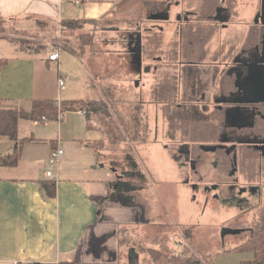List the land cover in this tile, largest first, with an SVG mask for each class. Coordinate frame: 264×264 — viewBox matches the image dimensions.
Wrapping results in <instances>:
<instances>
[{"label": "crops", "instance_id": "obj_1", "mask_svg": "<svg viewBox=\"0 0 264 264\" xmlns=\"http://www.w3.org/2000/svg\"><path fill=\"white\" fill-rule=\"evenodd\" d=\"M121 1L0 0V19L13 22L19 33L33 32V27L37 26L34 31L41 36L39 42L42 45L46 43L41 52L22 50L17 43L4 39L0 32V59L9 61L2 69L0 78V97L4 109L23 108L30 111L34 101H53L62 105L81 100L88 102V106L82 110L87 112L86 116L80 115V108L66 107L55 121H20L19 139L29 140L20 162L15 167L0 163V264H127V261L129 264H139L145 255L140 252L141 258L137 257L133 262V255L137 254L135 249L139 244L144 249L150 248L145 243L148 241L146 238L150 237L148 230L157 224L152 222V213L149 215L145 203H152L154 196L144 192V188L136 194L117 193L114 199L109 197L111 189L114 188L115 193L114 185L120 175L113 167L102 162L97 148V143L101 142L98 137L101 128L92 116L94 100L73 90L77 78L70 67L73 65L81 69L82 57L74 46L72 49L61 47L63 50L60 51L59 60L51 61L50 55L61 45L49 44L45 40L47 34L40 29V26L46 27L45 24L58 28L64 22H86L83 29L93 35V45L90 47L92 51L87 47L82 54L90 53L95 57L93 48L97 43L104 42L109 47L123 43L124 55L130 58L125 67L126 75L135 74L142 78L144 75L138 70L133 51L139 36L153 35L151 41L144 37L145 43L142 42L146 46L143 69H150L143 74L155 71L162 74L160 81L163 82L162 78L171 69H178L179 54L181 49L184 50L180 39L177 37L178 48L173 49L177 63L170 66L168 61L158 58V48L161 46L159 35L155 36L153 32L133 34L140 31L139 27L150 26L148 21L136 23L131 32L120 28L118 22L131 9H123L119 4ZM128 20L131 21L130 18ZM31 22H35V26ZM150 52L159 61L156 67L153 62H146L150 60L146 56L151 55ZM110 67L113 69L95 64L94 70L103 77L104 83L109 84L110 87L106 89L110 90L111 97L116 98L112 91L118 89L119 85H115L120 82L116 72H111L115 69L114 64ZM111 75L115 77L109 81ZM61 78L65 80V89L59 87ZM90 86L89 90L86 81L80 83L84 92L93 90L94 84ZM163 92L162 88L161 96ZM168 94L167 90L165 95ZM166 106L158 105V115L159 112L160 115L164 114ZM13 148L14 142L0 139V157L10 155ZM60 148L64 154L58 160L53 178H49V161ZM43 182L56 183L55 198L47 196ZM134 198L135 202L132 201ZM139 199H142L143 205L137 203ZM189 254L193 256L192 264H206L194 252ZM242 256H239L240 259H244Z\"/></svg>", "mask_w": 264, "mask_h": 264}, {"label": "rangeland", "instance_id": "obj_2", "mask_svg": "<svg viewBox=\"0 0 264 264\" xmlns=\"http://www.w3.org/2000/svg\"><path fill=\"white\" fill-rule=\"evenodd\" d=\"M162 2L163 0H122L119 3L121 7L123 9L131 7V9L126 11V15H123L118 22L120 28H126L131 32V28L136 23L140 21L147 23L149 16L161 10ZM178 2H181V5H177ZM239 2L238 10L242 14L240 16L252 19L257 12L258 0H240ZM172 4L173 9L170 15L176 22L180 12L183 11L184 4L183 0H173ZM34 24L35 22H31L32 26H35ZM147 24L151 22L148 21ZM159 24L162 27H170L168 22ZM45 26H40V29L47 34L45 40L49 44L58 43L61 46L57 49L61 50L72 49L74 46L82 57L81 69L73 65L70 67L77 78L73 90L77 94L88 95L87 98H92L95 102L92 116L94 115L95 121L101 128L98 133L101 142L97 143V148H99L102 162L113 167L118 175L123 176V181L131 180L133 183L141 184L140 180L129 178L130 174L136 175L130 167L132 161L139 164V171L147 177L144 180V192L154 196V200L152 203L148 201L145 204L149 208V215L152 213V222L157 225L148 230L150 237L146 238L148 241L145 243L151 249L161 251L163 256L157 263L146 253L148 249H144V246L139 244L135 249L137 254L133 255V262L141 256L140 252L146 257H140L139 264H173L170 263V258L177 255L193 258L189 254L193 252L196 257L206 258L211 264H243L253 261L254 254L239 252L236 248L257 232L264 216V174L262 181L258 177L254 180V183L257 181L263 183L262 186L257 183L259 195L247 194L242 197L237 196V191L230 192V187L219 188V180L214 176L215 171L212 167L190 163V156L182 152V146L189 143L188 139L195 138L187 139L180 130L183 127L179 126V117H182V114L175 109L178 103L183 102L181 99L178 100L180 94L178 95L175 85L178 76L176 69H171L170 73L166 74L164 79L162 78L163 82L160 81L162 74L155 71L142 74L143 78L135 74L126 75L125 67L130 58L124 55L123 43L118 42L114 47L113 45L109 47L104 42L97 43L93 48L96 55L92 57L90 53L82 54L83 46L88 43L85 39L88 33L83 29V25L63 23L58 28L49 24ZM66 26L69 27L66 28ZM2 27L0 31L3 36L24 42L26 47L46 45V43L42 45L39 42L41 36L35 34L34 30L37 26L33 27V32L26 33L17 32L13 22L2 23ZM166 31L159 35L161 46L158 48V58L170 62L176 59V51L173 49L178 48L177 38L175 35L167 34ZM90 51H92L91 48ZM64 53L67 55L66 52ZM146 62L151 61L146 60ZM95 64L105 69H113L110 66L114 64L115 69L111 72H116L120 82L115 85H119L118 89L112 91L116 98L111 97L110 90L106 89L110 87L109 84L104 83L103 77L94 70ZM153 64L156 67L159 61ZM66 73L64 70V74ZM114 77L111 75L108 80ZM81 81L87 82L89 90L90 84H94L93 90L82 91ZM67 86L69 87V83ZM162 88L165 92L168 90L167 96L165 92L161 96ZM168 103L169 106L164 108V114L160 115L159 112L158 115V105ZM64 110L65 108L61 107L59 111L62 113ZM169 114L170 121H168ZM189 124L187 123L186 127L190 128ZM128 157H131L130 162L127 160ZM257 167L255 161L250 163L249 170L252 175ZM136 192L139 191L131 193L136 194ZM112 194H114V188L111 189L110 196ZM112 197L110 198L113 199ZM142 199H139L137 203L143 205ZM132 201L135 202L136 198ZM226 228L246 231L237 235L229 234L223 238L222 231ZM133 245L137 247L136 244ZM240 255H243L241 258L244 259H240ZM127 264H129L128 261Z\"/></svg>", "mask_w": 264, "mask_h": 264}, {"label": "flooded vegetation", "instance_id": "obj_3", "mask_svg": "<svg viewBox=\"0 0 264 264\" xmlns=\"http://www.w3.org/2000/svg\"><path fill=\"white\" fill-rule=\"evenodd\" d=\"M239 1L183 0L175 22L170 15L173 0H163L161 10L147 18L150 26L133 34L157 36L167 30L180 39L184 50L175 85L183 103L175 110L182 114L179 126L184 137L196 139H188L182 152L190 156V163L212 167L219 188L230 187V192L243 197L258 196L257 183L263 185L254 180L262 181L264 174V0H258L252 19L241 17ZM162 22L170 27L160 26ZM144 37L150 40L153 35H142L143 43ZM146 56L151 62L158 60ZM176 60L167 63L174 66ZM254 72L259 78L247 85ZM252 85L256 90L249 89ZM253 161L258 167L252 175Z\"/></svg>", "mask_w": 264, "mask_h": 264}, {"label": "trees", "instance_id": "obj_4", "mask_svg": "<svg viewBox=\"0 0 264 264\" xmlns=\"http://www.w3.org/2000/svg\"><path fill=\"white\" fill-rule=\"evenodd\" d=\"M10 21V20H9ZM2 23H8L5 22V20L0 19V28L2 27ZM74 23L75 25H83L86 22H64L65 25ZM1 32V31H0ZM4 39H7L13 43H17L22 50H28V51H35V52H41L45 46L41 47H32V46H24V42H19L14 39H10L8 37H3ZM85 39L88 40V43L86 46H83V49H87V47H91L93 45V35L86 34ZM8 60L6 59H0V78H1V72L2 69L8 65ZM73 105V106H72ZM72 106V107H69ZM88 106V102L85 101H77L74 103H69L67 105H62L59 107L56 102L53 101H34L32 105V109L30 111H26L23 108H16L12 110H6L3 107V101L0 97V139L6 138L12 142H14V148L12 150V153L8 156L0 157V163L3 166L7 167H15L19 164L21 159V154L24 149V146L29 141L27 140H20L19 139V124L21 120H33V121H55L58 119L60 114V108L63 107L66 109H73L74 107L80 108L81 110H84ZM127 160L130 162L131 157H128ZM130 167L132 170H134L135 174H130L129 178L131 179H138L140 180L141 184L133 183L131 180L126 181H118L114 186H116V191L114 194H112L109 197H112L113 199L116 197L117 193H131L135 191H140L144 189V180L147 178L145 174L141 171H139V164L135 161H132L130 164ZM42 187L47 193V196L49 198H55L57 193V185L55 182H43ZM128 245L129 242L127 243ZM238 251H244V252H251L254 254V260L251 262L243 263V264H264V216L260 222V226L257 229V232L252 234V236L246 240L243 244H241L239 247L236 248ZM148 255H150L157 263L158 260L163 256V254L160 251L154 250V249H148L146 251ZM192 257L184 256V255H177L175 257H172L169 259L170 263L172 262L174 264H192ZM206 264H211L209 260L206 258L201 259ZM60 264H74V263H60Z\"/></svg>", "mask_w": 264, "mask_h": 264}, {"label": "water", "instance_id": "obj_5", "mask_svg": "<svg viewBox=\"0 0 264 264\" xmlns=\"http://www.w3.org/2000/svg\"><path fill=\"white\" fill-rule=\"evenodd\" d=\"M263 11H264V7H263ZM263 19H264V13H263ZM263 23H264V20H263ZM143 44H142V37L139 36V38L137 39V42H136V47L134 49V54H135V60H136V64H137V67H138V70L141 74L143 73H148V71L150 69H143L144 67V63H143ZM256 72H254L251 76V80L254 81L255 79H258L259 78V75L258 74H255ZM252 82H249L247 83L250 84ZM249 89L251 90H256V86L255 85H252V87H249ZM123 177V176H121ZM243 230H237V229H231V228H226L222 231V237L225 238L226 235H229V234H232V235H237V234H240L242 233Z\"/></svg>", "mask_w": 264, "mask_h": 264}, {"label": "built area", "instance_id": "obj_6", "mask_svg": "<svg viewBox=\"0 0 264 264\" xmlns=\"http://www.w3.org/2000/svg\"><path fill=\"white\" fill-rule=\"evenodd\" d=\"M60 51H61V49L55 50V52L50 55L49 59L51 61H57V60H59V58H60ZM59 87H60V89H65V80L63 78L59 79ZM57 104H58V106H60L61 103L58 102ZM79 113L82 116L87 115V112L86 111H82L81 110ZM59 116H61V113L59 114ZM58 118H60V117H58ZM63 154H64V151L61 148L58 149L57 151H55L53 153V155H52V157H51V159L49 161V169H48V172H47V177L53 178V171H54V169H55V167H56V165L58 163L59 158Z\"/></svg>", "mask_w": 264, "mask_h": 264}]
</instances>
